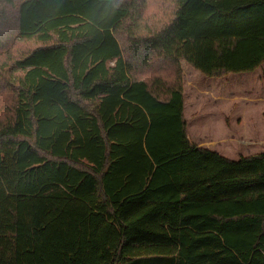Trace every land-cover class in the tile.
<instances>
[{"label": "trees", "instance_id": "16d2710c", "mask_svg": "<svg viewBox=\"0 0 264 264\" xmlns=\"http://www.w3.org/2000/svg\"><path fill=\"white\" fill-rule=\"evenodd\" d=\"M0 16L26 44L0 65V264H18L20 196L102 204L110 264H264V153L191 141L182 68L260 69L264 0H0Z\"/></svg>", "mask_w": 264, "mask_h": 264}, {"label": "rangeland", "instance_id": "374dc122", "mask_svg": "<svg viewBox=\"0 0 264 264\" xmlns=\"http://www.w3.org/2000/svg\"><path fill=\"white\" fill-rule=\"evenodd\" d=\"M157 6V1L148 2L144 15L152 14ZM4 22H7L5 16H0V30L6 35L0 45V65L19 58L26 45L14 29L6 30ZM198 74V77L186 76L189 81L186 118L191 141L219 145L234 160L264 153V65L254 73L217 78ZM13 100L11 89L0 91V106H10ZM66 201L18 198L22 221L18 264H76L71 250L75 221L78 235L75 254L83 255L82 264H110L120 236L105 207L79 199H71L67 204Z\"/></svg>", "mask_w": 264, "mask_h": 264}, {"label": "crops", "instance_id": "0c3cea01", "mask_svg": "<svg viewBox=\"0 0 264 264\" xmlns=\"http://www.w3.org/2000/svg\"><path fill=\"white\" fill-rule=\"evenodd\" d=\"M188 66V67H187ZM190 66L186 63V62H182V68H183V72H184V88H185V118L187 117V111H188V103H187V99H188V97L186 96V90H187V82H189V81H187V74H189V75H195L196 77H198L197 75H200V74H198L199 73V71L197 72V70H193V68L192 67H190ZM192 68V69H191ZM189 114H190V116H191V113L189 112ZM186 120H187V118H186ZM187 122H188V120H187ZM189 123V122H188ZM190 125V124H189ZM198 147H201V148H205V149H209V150H212V151H217L218 153H220L222 156H224V157H226V158H229V159H231L229 156H227V155H225L224 153H225V150H223L222 148H220V146L219 145H212V144H210V143H198V144H196ZM231 160H234V159H231ZM237 160V159H236ZM90 205H93V204H90ZM87 210V209H86ZM115 251V250H114Z\"/></svg>", "mask_w": 264, "mask_h": 264}]
</instances>
